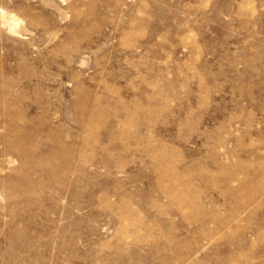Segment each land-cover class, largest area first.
<instances>
[{
  "label": "rangeland",
  "instance_id": "obj_1",
  "mask_svg": "<svg viewBox=\"0 0 264 264\" xmlns=\"http://www.w3.org/2000/svg\"><path fill=\"white\" fill-rule=\"evenodd\" d=\"M0 264H264V0H0Z\"/></svg>",
  "mask_w": 264,
  "mask_h": 264
}]
</instances>
